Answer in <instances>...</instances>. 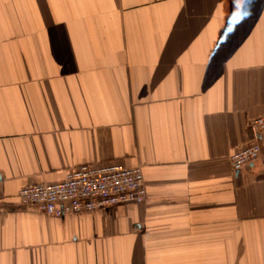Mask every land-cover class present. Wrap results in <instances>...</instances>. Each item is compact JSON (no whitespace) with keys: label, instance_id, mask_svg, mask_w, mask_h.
<instances>
[{"label":"crops","instance_id":"0c3cea01","mask_svg":"<svg viewBox=\"0 0 264 264\" xmlns=\"http://www.w3.org/2000/svg\"><path fill=\"white\" fill-rule=\"evenodd\" d=\"M263 115L264 0H0V264H264ZM113 162L145 202H19Z\"/></svg>","mask_w":264,"mask_h":264},{"label":"built area","instance_id":"2783aa9c","mask_svg":"<svg viewBox=\"0 0 264 264\" xmlns=\"http://www.w3.org/2000/svg\"><path fill=\"white\" fill-rule=\"evenodd\" d=\"M248 128L252 131V138L244 148L230 155L233 171L241 170L258 158L264 115L249 120ZM17 196L23 207L63 217L125 203L141 204L147 199V191L140 166L127 167L113 162L80 165L69 170L61 181L24 186Z\"/></svg>","mask_w":264,"mask_h":264}]
</instances>
